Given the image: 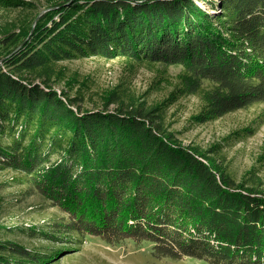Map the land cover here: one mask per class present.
<instances>
[{
    "label": "trees",
    "instance_id": "16d2710c",
    "mask_svg": "<svg viewBox=\"0 0 264 264\" xmlns=\"http://www.w3.org/2000/svg\"><path fill=\"white\" fill-rule=\"evenodd\" d=\"M16 8L26 14L0 24V171L64 216L8 226L18 240L0 241V264H56L87 236L148 242L172 260L264 264V184L251 170L235 181L218 144H182L165 125L170 98L125 100L118 84L85 110L56 70L88 58L180 66L177 93L202 102L191 120L219 119L264 102V0H56L42 12L0 0Z\"/></svg>",
    "mask_w": 264,
    "mask_h": 264
},
{
    "label": "rangeland",
    "instance_id": "374dc122",
    "mask_svg": "<svg viewBox=\"0 0 264 264\" xmlns=\"http://www.w3.org/2000/svg\"><path fill=\"white\" fill-rule=\"evenodd\" d=\"M20 1L31 2L37 7L36 12H42L56 0ZM25 14L20 8L0 10V24L20 20ZM56 70H63L65 80L73 78L76 86L81 88L83 101L79 102V107L85 110L99 108L103 95L118 84L125 100L131 97L142 99L150 106L170 98L164 113L165 125L171 133H176L182 144L202 149L218 144L219 150L214 157L235 181L251 170L264 184V102L198 124L191 117L200 112L201 100L197 96L179 95L175 89L180 66H170L164 71L157 65L137 66L121 58L109 61L88 58L61 62L56 65ZM52 87L60 91L65 85L62 82ZM16 176L9 170L0 171V241L18 240L7 230L8 226L47 227L51 220L64 216L34 189L12 183ZM21 240H24L23 237ZM29 241L32 244H48L38 243L34 238ZM150 249L148 242L125 239L106 243L100 238L87 236L78 250L65 254L56 264H205L188 257L180 260L156 257Z\"/></svg>",
    "mask_w": 264,
    "mask_h": 264
}]
</instances>
